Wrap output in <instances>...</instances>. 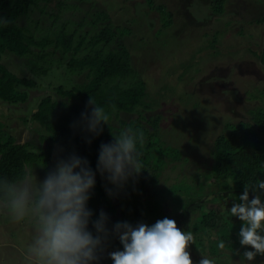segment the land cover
<instances>
[{
    "label": "trees",
    "instance_id": "1",
    "mask_svg": "<svg viewBox=\"0 0 264 264\" xmlns=\"http://www.w3.org/2000/svg\"><path fill=\"white\" fill-rule=\"evenodd\" d=\"M53 1L0 0V17L10 21L6 27L0 26V102L9 106L8 111L18 110L24 115V121L18 124L24 128L21 130L28 128L36 134L22 142L19 137L23 131L15 133L16 128L3 118L8 123L0 124V176L14 178L25 164L33 171L37 168L47 174L56 166L52 162L56 152V161L78 155L87 159L95 172L96 183L87 202L93 212L90 223L99 218L101 210L111 226L115 218L117 222H132L133 226L141 222L151 226L177 213V226L188 231L191 227L186 220L197 209L199 222L193 233L196 243L191 246L197 250L192 251L193 255L201 257L203 252L215 264H228L234 258L230 252H235L234 246L240 243L243 226L238 217L230 216L229 209L239 202L237 198L246 182L264 179V88L251 89L247 100L260 104L249 109L248 119L226 123V132L216 136L209 149L210 169L197 170L189 176L183 174L169 183L167 168H182L189 157L181 146L164 143L161 138L165 111L146 101L157 98L153 93L157 85L149 80V75L141 76L133 62L132 48L124 40L125 36L132 39L131 23L114 26L109 13L102 10L91 20L92 27L83 32L78 28L85 26L84 20L77 28H72L71 18L57 27L63 12L77 6L68 0H57L58 11H50ZM207 1L217 15L225 12L229 0ZM146 4L149 10L159 12L164 24L173 20L175 13L165 3L146 0ZM36 11L40 17H35ZM44 15H48L50 27L42 25ZM12 59L19 64L20 71L7 67ZM53 68L70 73L67 82L71 84L67 88L53 86L57 80L47 78ZM45 83L52 90L41 97L30 95L29 89H41ZM91 96L108 108L112 116L111 126L103 124L98 135L87 131L82 120V113L90 112L87 102ZM1 103L0 107L5 109ZM112 104L116 106L115 112L109 107ZM1 113L0 110V116ZM128 127L145 133L146 141L140 151L146 168L117 187L106 179L107 174L102 176L97 170L100 145L112 142L113 133ZM208 188L210 192L204 194ZM107 189L112 190L111 195ZM255 195L250 192L249 198ZM261 199L264 202V194ZM205 237L214 238L207 249ZM221 241L225 242L223 250L218 248ZM99 260L102 264L106 261L101 256Z\"/></svg>",
    "mask_w": 264,
    "mask_h": 264
},
{
    "label": "rangeland",
    "instance_id": "2",
    "mask_svg": "<svg viewBox=\"0 0 264 264\" xmlns=\"http://www.w3.org/2000/svg\"><path fill=\"white\" fill-rule=\"evenodd\" d=\"M156 1L165 3L175 13L168 25L163 23L158 11L149 10L146 0H68L77 8L63 12L57 27L71 18L74 20L72 28H77L78 23L84 20L85 26L78 28L83 32L92 27L91 20L96 19L97 11L102 10L109 13V21L114 26L131 23L133 40L128 36L124 40L132 48L133 62L140 69L141 76L149 75V80L157 85L153 91L157 98L146 101L151 107L157 104L161 106H158L159 110L165 111L161 138L164 143L167 141L168 144L181 146L189 157L183 162L182 168H167L169 183H172L183 174L189 176L197 170L208 171L211 164L210 146L216 136L226 132L225 124L248 119L249 109L260 104L247 98L253 87L264 88V0H229L225 12L217 15L207 0ZM49 10L58 11L57 0L49 4ZM34 15L41 16L39 11ZM43 18L42 25L50 27L48 15ZM9 61L10 64L6 62V66L10 70L17 68L20 71L21 67L14 59ZM49 74L47 78L57 80V84L52 83L53 86L64 85L67 88L71 84L67 82L70 76L67 70L63 73L53 68ZM44 87L29 89L30 95L41 97L52 90V86L46 87V83ZM2 106L5 109L0 107L1 125L9 121L16 128L13 130L15 133L23 131L19 137L22 142L36 135L28 128L21 130L24 128L18 124L24 121V115L20 111H8L7 104ZM55 154L52 162L57 164L55 159L58 154ZM34 173L38 181H43L47 176L37 168ZM228 188H232V185ZM208 192L210 188L203 191L204 194ZM212 205L217 203L212 202ZM176 214L172 213L171 219L174 220ZM199 215L200 210L195 209L186 220L193 233ZM116 223L115 218L112 226L106 225L112 234L98 253L99 257L106 260L103 264H113L109 253L123 250L122 243L113 231ZM88 230L96 235L92 223H89ZM31 236L32 225L27 220L13 222L4 210H0V264H21L22 251ZM212 239H203L205 249L212 244ZM192 245L187 250L193 264H198L203 256L193 255L192 251L196 252L197 249ZM234 247H237L236 251L230 252L234 258L228 264H264V257L261 256H257L254 261L243 259L242 250H252L250 246L246 248L239 243ZM93 264L102 262L98 260Z\"/></svg>",
    "mask_w": 264,
    "mask_h": 264
},
{
    "label": "clouds",
    "instance_id": "3",
    "mask_svg": "<svg viewBox=\"0 0 264 264\" xmlns=\"http://www.w3.org/2000/svg\"><path fill=\"white\" fill-rule=\"evenodd\" d=\"M9 23L0 17V26ZM87 105L90 112L82 113L83 124L87 131L98 135L103 124L111 126V113L93 96ZM109 107L111 112L116 111L114 104ZM113 136L112 142L100 145L97 170L102 176L107 174L106 179L112 184L122 187L146 168L140 151L146 137L143 130L133 127L122 128ZM95 183V172L88 160L75 154L61 158L43 181L37 180L27 164L14 178L0 176V210L13 222L27 220L32 225L31 240L22 251L21 264H93L100 259L98 253L112 232L106 226L109 218L103 210L92 221L96 235L88 230L93 212L87 202ZM107 191L112 194L111 189ZM250 192L256 193L254 198H249ZM262 194L264 179L246 182L239 202L229 209L231 217L243 222L240 244L252 249L242 253L247 261L264 257ZM113 231L123 245V250L109 253L113 264H193L187 249L196 243V238L191 230L182 231L173 219L165 217L151 226L117 222ZM218 248L223 250L225 242L221 241ZM202 256L198 264H215L203 252Z\"/></svg>",
    "mask_w": 264,
    "mask_h": 264
}]
</instances>
